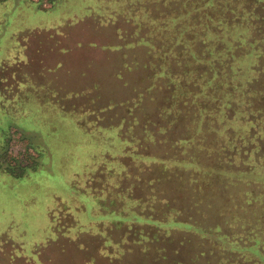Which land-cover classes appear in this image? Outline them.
<instances>
[{"label": "rangeland", "instance_id": "rangeland-1", "mask_svg": "<svg viewBox=\"0 0 264 264\" xmlns=\"http://www.w3.org/2000/svg\"><path fill=\"white\" fill-rule=\"evenodd\" d=\"M141 1L145 0H96L97 3L93 9L99 12L98 14L95 13L99 18H104L100 14L109 9L110 12L119 13L118 15L122 19L128 16L133 20L140 21L142 25L138 23L136 31L143 33V35L146 34L147 38H136V40L116 39V41H113L105 33L98 32L93 27L92 34L105 35L109 42L119 46L120 50H108V48H102L105 51H102L101 48L87 49L77 46L78 43L86 42L88 38H86V31L82 27H76L67 33V37L59 38L67 50L64 55L54 56L55 54L52 52H56L55 50L47 51L45 49L43 52L48 53L45 57L42 55L39 58H47L52 62L57 58H62L67 64L65 70L62 71L65 78L64 82L74 84L72 89L78 87L81 80L77 76L78 74L80 75L83 72L87 75L88 82L92 84L88 89L91 90L89 99L97 100L98 102H93L96 108L105 110L96 109L95 115L93 117L89 116V118L96 119V116L102 118L99 119L101 120L99 121L101 126L108 128L112 124H117L122 116H126V119H128V114L132 111L133 115L130 117V123L127 120L126 126L133 127L135 130L132 131L134 133L131 135L132 138L135 135V138L141 139L140 142L137 141L135 144L138 153L150 155L149 159L152 160L158 158L165 160L159 163L155 162L157 167L154 168L158 175L161 174L166 177L170 176L169 174H172L173 171L178 172L183 168L188 170V166H183L185 164L182 163L183 160L190 161L192 157L193 159L201 157V151L208 149L209 144H212L208 141L203 146L201 143H204V141H199L201 119L200 121L198 119L200 116H207L208 128L218 129L223 136H225L223 132H226V130L231 131L232 136L228 135V140L222 139L220 141L221 145L228 146L230 149L238 147L242 150V158L245 157L242 147L245 148L246 143L239 137V133H256L260 128L263 129L262 132L264 131V116H262L264 114L260 112V107L263 108L261 105L264 106V102H258L257 95L248 97L247 89L243 85L247 80L259 76L261 83L258 82V85L254 83L255 86H253L255 90L262 91L259 97L264 101V88L262 87L264 85V54L261 58L262 64H259L260 59L258 56L260 54L258 53L259 48L264 50V31L262 32L263 40H256L253 44L255 49L252 48L251 53L245 55V51L249 49L247 42L253 39L254 33L252 23L250 24L248 21L251 22V19L255 17L254 14H251L252 12H246L245 8L249 6L251 10L256 6L253 4L263 6L256 17L264 23V0H251L250 2H247V0H192L195 4L194 8L192 2L187 3L186 0H153L154 3L151 9L150 4L147 3L145 7ZM132 2H135V6L138 5L135 7L136 13L135 9L131 8V5L134 6ZM146 2H149V0H146ZM40 3V1L35 0H6L0 2V60H8L10 52H13L10 41L13 34L27 30L31 32L43 30L41 28L48 29L53 25L57 27L62 25L61 22L63 21L61 19L67 13V7L63 6L55 12L37 10V5ZM211 4L213 6L209 7ZM223 4H225V10ZM231 8L232 11H230ZM149 10L152 11V21L150 20ZM187 11H190L191 15H187ZM233 11L235 12L231 13ZM186 16L194 18L197 23L196 28L185 29L186 26L192 27L193 25L190 18ZM226 16L233 22L236 21V24L229 28L219 25L218 21ZM93 17L97 19V17ZM174 17L176 18L175 21H173ZM44 20L47 23H41ZM50 22L55 23L50 24ZM97 22L98 20H96ZM203 23H205V26H201ZM92 24L95 25V23ZM117 25L120 26L123 32L128 29L124 23H118ZM210 25L214 26V30L217 27H222V30L220 29L222 34L218 37L216 32H211V29H207V26ZM194 31L196 34L198 33V38L206 40L207 43L206 51L201 49L205 53L199 57L201 63L204 59V63L209 60V63L205 66L211 70L210 75L219 74L214 77V81H211V85H214L211 91H209L207 85L209 77L203 75L204 73L201 74L203 72L202 68L199 71L198 68L191 70L189 65L188 70L182 68L183 65L177 67V61L179 60L177 57L186 51V48L178 45L177 41L186 32L195 33ZM150 33L153 35L151 38L150 35L148 36ZM222 35H225L226 39L233 36L236 40L235 35L242 38L241 43H236L238 47L236 50L240 49L238 56H236L239 58L238 60L231 59V64L228 60L230 54L227 57L214 51V49L222 47L221 44L216 43V40ZM40 37L31 38L32 45L37 44L35 48H47L48 40L45 37ZM95 40L96 38L88 41ZM144 40H149L150 45L145 44ZM99 42L101 43L102 40ZM129 42L134 46L127 45ZM49 43L51 45V41ZM236 50H231V53H235ZM182 57L180 56L181 59ZM258 65H263L261 73L257 72L256 67ZM171 69L175 72L169 73ZM70 73L72 77L68 78ZM84 78L83 82L81 81L83 84ZM255 80L256 78L253 79L254 82ZM192 81L195 86H198L194 90L189 86ZM244 98L255 99L241 104L240 101H244ZM232 101H235L234 111L229 112L228 103ZM94 104H90V106L86 104L89 114L95 110L93 108ZM136 121L137 126H135ZM8 123L7 118L1 117L0 131L4 128L6 130ZM143 123L145 127L142 129ZM160 127H164L167 131L170 129L171 134H173L171 140H168L165 144L162 143L163 145L157 144L153 147L146 145L147 136L160 132L158 130ZM34 129L36 132L23 128L22 133L34 136L33 142L35 145L43 148H40V151H44V153H40L44 158L43 161H40V172L31 174L30 178L19 179L18 181L0 173V264H86L87 259L85 256L94 259L93 264H220L217 258L224 259L228 257L227 255H216L215 253L209 254V248L198 242L199 240L186 237L177 230H164L159 238L152 237L145 229L136 228L138 226L127 228L119 225L115 226V224L112 227L114 230L111 231L107 228L114 221L111 222L112 220L108 219L102 221L98 219L97 222L90 224L88 231L82 233L73 230L67 231L69 223L61 224L63 225H60L61 229H48L47 210L51 207L50 205H53L50 202V200L53 202L51 199L52 192H65L64 167L65 172H67V148L69 146L71 150L82 157L86 148L83 144H80V140L75 138L84 137L86 139L87 136L86 134H71L67 127L61 129V126H59L56 131L45 128L49 138H53L54 135L61 140V138L64 139L68 136H78L72 138L73 140L71 139L72 141L69 142L61 140V142L56 143L53 140L56 154H64L65 162L61 156L55 154L50 156L45 151L47 148L43 137L39 134L41 132L37 127H34ZM140 130L143 133L140 134ZM149 130H153V132L149 133ZM186 130L188 131V139L180 141L184 138L180 132ZM104 131V133L92 135L94 140L92 143H95L100 151L107 150L110 153L112 151L111 148H108L111 144L110 140H116L118 135L108 134L107 129ZM161 133L163 134V132ZM42 134L47 135L44 131H42ZM126 135L128 138L129 134ZM165 137L167 138V135ZM257 137L258 133L250 135L251 139L249 141L254 144V147L256 146ZM119 140L123 146L128 144L123 142L122 136H119ZM26 142L22 138L19 140L17 137L12 145V147L14 146L13 153H22L25 148L27 149ZM196 144H198L197 147H195ZM232 152L237 154L235 150H232ZM242 158L235 157L234 162L236 164H234L237 167L238 165L241 166L238 171L245 172V179L241 181L239 179L234 183L233 178L230 185L222 184L223 194L219 195V192L216 191L217 196L214 200L209 199L203 191H194L188 187V193H185V195L183 193L182 199L187 203L191 202L194 208H186L184 213L197 218L198 225H209L215 221L221 225L227 224L233 231L238 232L239 235L242 234L240 237L246 241V245H256L254 249L257 247L260 254H264V173L254 175L255 169H253V175L250 174V171L246 174L247 160ZM138 160L139 157L130 164L132 166L131 170L137 173L146 172L153 179L151 169H153L154 163L143 158L141 159L142 164L139 165ZM103 180L108 187L102 185L100 189L106 190L107 199L115 198L112 189H115L118 181L112 179V177H105ZM127 180L126 182H128ZM138 180L139 177H133L131 182L137 184ZM186 184L189 185L187 182ZM137 186L154 188L152 181L151 184L147 181L145 185L141 183ZM170 187L168 194L178 196L179 199L180 193L177 185L172 182ZM153 192L155 191L150 193L151 197L145 199L146 202L143 203V207L146 205L149 208L151 205L155 207L159 203L162 204L165 196L161 197L157 193L158 196L155 198ZM173 205L177 207L176 203H173ZM195 206L197 207L195 208ZM138 208L140 209V207ZM168 211L175 212L176 208H170ZM179 215L177 218H179ZM76 217L80 218L77 221L80 224L82 221L81 214ZM108 235H111L109 241H107L110 245L104 246V238H109ZM154 239H158V241ZM150 240L153 241L149 242ZM164 249L165 253L163 252ZM197 252H201L202 255L204 252L206 254L202 257H196ZM238 258H242L243 261L247 260L250 264H253L254 261H257V264H264V261L258 258L257 255H252L249 252L236 254V258L234 257L232 260L229 258L230 262L228 260L227 264Z\"/></svg>", "mask_w": 264, "mask_h": 264}, {"label": "trees", "instance_id": "trees-1", "mask_svg": "<svg viewBox=\"0 0 264 264\" xmlns=\"http://www.w3.org/2000/svg\"><path fill=\"white\" fill-rule=\"evenodd\" d=\"M5 1L6 0H0V2ZM35 1L41 2L37 5V10L55 12L61 7L66 6L67 13L61 19L63 21L61 22V26L57 27L53 25L48 29L41 28L43 30H34L29 34H13L10 37L13 52H10V57L8 60L4 59L2 64H0V118L5 117L9 121L8 128L6 130L5 128L1 129L0 131V173L6 174L11 179L18 181L19 179L30 178L31 174L40 172V161H43L44 159L40 153H44V151H40L41 147L35 145V143L33 142L34 136L22 133L23 128H27L31 131L36 132L34 127H37L39 132H41L39 134L45 141V145L47 148L45 149V151L49 153L50 156H53V154H55L56 156H61L63 161H65V156L64 154H56L57 151L54 148L53 140H55L56 143L61 142V140L69 142L72 138L74 139V137L78 136H68L64 139L61 138V140H59L58 137H55L54 135L53 138H49L46 129L49 128L52 131H56L57 127L61 126V129L67 127L70 130L71 134H86V139L84 137L75 138L77 140H80V144H83V146L86 148L82 157L78 153L71 150L69 146L67 148V172H65V167L63 166L66 180L65 192H52L51 199L53 200V202L51 200L50 202L53 205H50L51 207L47 210L49 223L48 229H61V224L69 223L66 229L67 231L73 230L80 231L82 233L88 231L87 229H89V227L91 226L90 224L97 222L98 219H100L101 221L103 219H108L112 220L111 222L114 221L112 225L107 228L111 231L114 230V228L112 227H114L115 224V226L119 225L127 228H134L138 226L136 228H139L140 230H147V232H149L152 237L154 236V238L161 237V234L162 232H164V230L180 231L186 237L195 239L197 241L199 240L198 242L209 248V254L215 253L216 255H227L228 257L224 259L217 258L220 264H227L229 258H231L232 260V258H236V254L238 255L244 252H249L255 256L257 255L258 258L264 261V254H260V251L257 247L254 249L256 245H246V241H244L243 238L240 237V235L242 234L239 235L238 232L233 231L227 224L221 225L215 221L209 225H198L199 221L197 218L188 216L186 213H184V211H186V208H194V205H192L191 202L187 203L182 199L183 193L184 195L185 193H188V187L189 189L192 188L194 191H203L205 194H207L209 199L214 200L215 196H217L216 191L219 192V195L223 194L221 190L222 184L230 185V181L233 178L234 183H236L239 179V181L245 179V172L238 171V168L241 166L237 164V167L235 165L236 163L234 162L235 157L242 158V150L238 147L230 149L228 146L227 148L220 143L222 139L228 140V135L232 136L231 131L229 132L228 130H226V132H223L225 135L223 136V134H221V131H219L218 129L208 128L207 116H200V118L198 119V121H200L201 119V128H199V141H204V143H201L203 146H205V143L208 141L212 142V144H209V146L207 147L208 149L201 151V157H195V159H193L192 157L190 158V161L183 160L182 163H185L183 164V166H188V170L183 168L178 172L173 171L172 174H169L170 176L166 177L162 176L161 174L158 175L155 169L157 167V164H155V162L159 163L165 160L161 158L152 160L149 159L150 155H145V153H138V149L135 147V144L137 141L140 142L141 139H139L138 137L135 138V135L133 136L134 138H132L131 135L134 134L132 131L135 130L133 129V127L131 128L130 126H126L127 120V122L130 123V117L133 115L132 111H130V113L128 114V119H126V116H122L117 124H112L108 128L101 126L99 124V121L101 120L99 119L102 118L98 116H96V119L89 118V116L93 117L95 115V111L101 109L102 111L105 110H103V108H96L93 102H98L97 100L91 98L89 99V93L91 94V90L88 89L92 84L88 82V78H86L87 75L83 72L80 75L78 74L77 76L80 77L81 80L78 83V87H74V89H72L74 84H66L64 82L65 78L64 75H62V71L65 70L67 64L62 58H57L54 60V62L49 61L47 58H39L42 55L43 57H45L46 53H48L43 52L45 51V49L47 51L55 50L56 52H52L53 54H55L54 56L59 57L61 55H64L67 50L66 47L62 45L63 42L59 40V38L67 37V33L71 32L76 27H82L86 31V38H88L86 42L78 43V47H84L87 49L108 48V50H120V47L110 43L107 37L109 36V38L113 41H116V39H145L147 38L146 34L143 35V33H139L136 31V26L138 25V23L139 25H142L140 21H136L135 19L133 20V18L128 16L126 17L125 15L124 16L126 18L123 17L124 19H122L119 17V13L110 12L109 9L104 10L102 14H100V16H103L104 18H99L97 17V15H95V13L98 14L99 12H96V10L93 9L97 3L96 0ZM186 1L187 3L192 2V7L194 8V1ZM250 1L251 0H247V2ZM132 3L134 4V6L131 5V8L133 7L136 13L137 11L135 7L138 5L135 6V2ZM141 3L145 7L147 3L150 4L151 9L154 2L153 0H149V2H146L145 0L141 1ZM253 5L256 6L251 8V10L249 6L245 8L246 12H252L251 14H254L255 16L251 19V22L248 21L250 24L252 23L251 25H253L254 27V33L253 39L247 42V44H249V49L245 51V55H249L251 53L252 48L254 47L253 44L254 42H256V40H263L262 32L264 31V23L260 19H258V17H256V14L261 10V8H263V6H258L257 4ZM129 6L130 4L128 5V8ZM212 6L213 5L211 4L209 7ZM223 7L225 10V4H223ZM232 10L233 9L231 8L230 11ZM234 12L235 11L231 13ZM151 13L152 11L149 10L150 17ZM186 14L191 15V12L187 11ZM93 16L97 17V19H94ZM186 17L190 18L189 16ZM96 20H98L97 23ZM150 20L152 21V17L150 18ZM175 20L176 18L174 17L173 21ZM55 22H50V24H54ZM190 22L193 23L192 27L186 26L185 29L194 27L196 28L197 23L194 21L193 17L190 18ZM218 22L219 25H222L225 28H229L230 26L236 24V21L233 22L227 16L219 20ZM41 23H47V21L44 20ZM92 23H95V25ZM118 23L126 24L128 29L123 32L120 26L117 25ZM203 25L205 26V23H203L201 26ZM93 27L96 28V31L105 33L107 37L105 35L101 36L98 34H92ZM213 27V25H210L207 26V29H211V32H216V35L219 37L220 34H222V27H217L215 30L213 29ZM107 33L109 34L107 35ZM197 34L196 32H186L184 36L177 41L178 45H182L186 48L184 54H177L179 55V57H177L179 58V60L177 61V67L183 65L182 68L188 70L189 65L191 70H196V68H198L199 71L201 70L200 68H202L203 72H201V74L204 73L203 75L209 77L207 85L209 91H211L212 87H214V85H211V81H214V77L218 76L219 74H215V76L210 75L211 70L207 69L205 66L207 63H209V60L204 63V59L201 63V58L199 57L205 54L201 49L206 51L205 49L207 47V43L206 40L198 38ZM149 35L150 38L153 36L151 33L148 34V36ZM36 36H41L40 38L45 37L46 40H48L47 48H35L37 44L33 47L30 46L31 42L29 38ZM235 36L236 40L233 36H230V40L226 39L225 35H222L220 37L221 39L218 38L216 40V43L221 44L222 47L214 49V51H216L217 53L223 54L227 57L228 54H230V57L228 59L230 64L232 63L231 59L235 58L236 60H238L239 58L236 57L238 56L237 54L240 50H236L238 48L236 43H241L242 38L239 35ZM94 38H96V40L98 41H88L89 39ZM100 40H102L101 43L99 42ZM49 41H51V45H49ZM143 42L149 45L151 43L149 40H144ZM127 45L132 46L133 44L129 42ZM255 47L257 46L255 45ZM24 48L27 49L25 51V54H23L22 52V49ZM32 49H35V51H33ZM233 49L236 50L235 53H231V50ZM259 50V64H262L261 58H263L262 55L264 54V50L263 48H259ZM102 51L105 50L102 49ZM180 56H183L182 59L180 58ZM214 59L216 60V58ZM256 68L258 73H261L263 71V65H258V67ZM174 72L175 70L172 69L169 71V73ZM71 77L72 74L70 73L68 78ZM83 77H85L84 84L82 83ZM255 78L256 80L254 82L253 79ZM259 79V76L254 77L250 80H247L243 85L245 89H247L248 97L257 95V101L264 102L262 101V98L259 97L262 91L260 92L254 89L255 84L258 85L259 83H261ZM4 83L7 85H3ZM190 84L189 86H191L193 90L198 87L195 86L193 81ZM262 87L264 88V85ZM254 99L255 98H244V101L240 102H242L241 104H244L245 101L246 103H248L249 101H253ZM86 104L88 106H90V104H94L93 108H95V110L91 111V113L89 114V109H87ZM228 104V109H230L229 112H233V105L235 106V101H232ZM261 106L263 108L261 109L260 107V112H263L262 114H264V106ZM85 109L88 111L87 114V111ZM88 119L90 120L88 121ZM136 123L137 121L135 122V126H137ZM170 123L172 124L173 122ZM144 127L145 126L143 123L142 129ZM106 129V132L108 134L118 135L116 137V140H110L111 144L110 147H108L109 149H112L110 153L107 150L100 151L98 149V146L95 143H92L94 142L92 135L104 133V130ZM41 130L44 131L47 135L45 136V134H42ZM158 130H160V132L154 134L152 133L153 130L148 131L152 134H149V137L147 136L146 145H150L151 147H153L157 144L163 145L162 143L165 144V142L171 140V136L173 134H171L172 132L170 131V129L167 131V129L165 130L164 127H160V129ZM261 130L263 129H258L256 133H239V137L244 140L243 142L246 143V147H242V149L244 150L243 154H245V157H243L242 159L247 160L246 174L250 171V174L253 175V169H255L254 175H259L258 173H264V131L262 132ZM161 132H163V134L165 135H163ZM127 133L129 134L128 138L126 135ZM141 133L143 132L141 131L140 134ZM180 133H182V136H184V138H182V140L180 139V141H186L188 139V131L186 130L185 132ZM257 133L258 137L255 141L256 146L254 147V144L250 143L249 141L251 139L250 135ZM166 135L167 138H164V136ZM119 136L123 137V142L128 143L127 145H125L127 146L126 149L125 146H123V144L120 142ZM17 137L19 140L22 138L23 140L27 141V149L25 148L22 153L13 155L11 152V148L14 140ZM197 145L198 144H196L195 147H197ZM232 150H235L238 155L233 154ZM137 157H139V165L142 164L141 159L143 158H145V160H151L150 162L154 163L153 169H151V172L153 173V179H151V177H149L146 172L142 171L143 173H137L136 171L131 170L132 166L130 164L135 162ZM197 158L200 159L198 160ZM105 177H112V179L118 181L116 183L115 189H112V191L114 190L113 195L115 196V198L107 199L106 190L100 189L102 185L107 186L104 183L105 181L103 180ZM133 177H139L137 184L131 182ZM173 177H175V179H173ZM126 180L128 182H126ZM147 181H149L150 184L152 181L154 188L137 186L141 183H144L145 185ZM172 182L177 185V189L179 190L181 199L180 197L178 199V196L168 194ZM186 182L189 183V185L186 184ZM152 191H155L153 192L155 198L158 196V194L161 197L165 196L164 201L162 202V204L159 203L155 207L153 205H151L149 208H147L146 205L143 207V203L146 202L145 199L152 196L150 194ZM136 193L137 195H135ZM115 202L117 205L115 204ZM173 203H176L177 207L173 205ZM190 204L191 206H189ZM138 207H140V209ZM196 207L197 206H195V208ZM170 208H176V211L169 212L168 210ZM147 209H149L148 213ZM78 214H81L82 216V221L80 224L77 222L80 220V218L76 217ZM178 215L179 218H177ZM108 236L109 238H104V246L110 245V243H107V241H109L111 235ZM154 240L158 241V239ZM152 241L153 240H150L149 242ZM163 252L165 253V249L163 250ZM205 254V252L203 255L201 254V252H197L196 257H202ZM85 257L87 259L86 264H93L95 262L94 259L88 258L87 256ZM254 263L257 264V261H254ZM230 264H250V262L247 260L243 261L242 258H238Z\"/></svg>", "mask_w": 264, "mask_h": 264}, {"label": "crops", "instance_id": "crops-1", "mask_svg": "<svg viewBox=\"0 0 264 264\" xmlns=\"http://www.w3.org/2000/svg\"><path fill=\"white\" fill-rule=\"evenodd\" d=\"M31 32H32V31H31ZM31 32H30L29 30H27V31H22V32H20V33H18V34L16 33V35H20V34H23V33H24V34H27V33L29 34V33H31ZM31 38H35V37H30V38H29V40H30V42H31V43H30V46L33 47V45H32V41H31ZM0 41H1V37H0ZM28 48H29V46H28ZM26 50H27L26 48L22 49L23 54H25V51H26ZM2 62H3V59L0 60V64H2ZM3 85H7V84L4 83Z\"/></svg>", "mask_w": 264, "mask_h": 264}, {"label": "built area", "instance_id": "built-area-1", "mask_svg": "<svg viewBox=\"0 0 264 264\" xmlns=\"http://www.w3.org/2000/svg\"><path fill=\"white\" fill-rule=\"evenodd\" d=\"M14 144V143H13ZM14 147V146H13ZM13 147L11 148V152H12V154L13 155H17V154H19V153H17V152H15V153H13Z\"/></svg>", "mask_w": 264, "mask_h": 264}]
</instances>
